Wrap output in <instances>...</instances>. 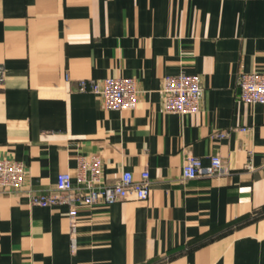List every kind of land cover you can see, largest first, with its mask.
I'll return each mask as SVG.
<instances>
[{
	"label": "crops",
	"instance_id": "0c3cea01",
	"mask_svg": "<svg viewBox=\"0 0 264 264\" xmlns=\"http://www.w3.org/2000/svg\"><path fill=\"white\" fill-rule=\"evenodd\" d=\"M253 70L264 0H0V157L27 168L0 186V264H264V103L238 86ZM181 71L201 76L196 113L164 108L163 77ZM118 75L137 79L135 109L78 87ZM96 152L107 182L148 169L151 192L81 206L73 252L68 206L31 195ZM189 154L226 171L184 179Z\"/></svg>",
	"mask_w": 264,
	"mask_h": 264
},
{
	"label": "built area",
	"instance_id": "2783aa9c",
	"mask_svg": "<svg viewBox=\"0 0 264 264\" xmlns=\"http://www.w3.org/2000/svg\"><path fill=\"white\" fill-rule=\"evenodd\" d=\"M4 75L0 71V84ZM239 99L250 103H264V72L259 70L242 72L238 78ZM81 91H93L103 98L104 105L111 109H135L138 105L137 79L132 76H109L102 80L80 79ZM163 104L166 111L196 113L200 110L203 96L201 76L181 71L167 74L162 83ZM247 128H243L246 130ZM222 137L226 131H218ZM226 171L222 157L213 154L209 164L201 157L189 154L182 166V177L194 179L211 177ZM27 172L26 164L14 158L0 157V186L18 188L23 185ZM76 181L69 171L58 174L54 190L34 193L31 201L42 206L67 205L70 217V245L73 252L78 247V212L81 206L98 204L111 205L125 199H146L151 192V178L148 169L135 178L130 170L121 173L119 179L109 183L104 178V161L101 153L79 157Z\"/></svg>",
	"mask_w": 264,
	"mask_h": 264
}]
</instances>
